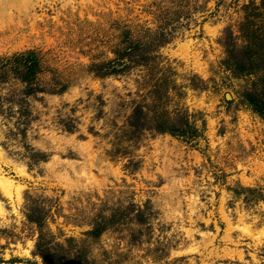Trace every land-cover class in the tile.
I'll return each instance as SVG.
<instances>
[{
  "label": "rangeland",
  "instance_id": "rangeland-1",
  "mask_svg": "<svg viewBox=\"0 0 264 264\" xmlns=\"http://www.w3.org/2000/svg\"><path fill=\"white\" fill-rule=\"evenodd\" d=\"M146 1L0 0V56L34 48L37 82L67 83L27 96L25 123L0 113V264H76L78 248L89 264H264L263 71L223 62L227 46L247 59L238 22L250 0H193L201 21L159 47L184 90L170 91L167 106L183 102L194 138L144 131L115 152L114 123L129 110L136 70L98 77L85 67L111 56L113 19L149 18ZM252 22L264 34V4ZM191 75L200 84L188 86ZM4 79L0 94L16 85ZM26 207L39 209L67 260L32 252L38 227ZM102 219L97 235L86 233Z\"/></svg>",
  "mask_w": 264,
  "mask_h": 264
},
{
  "label": "trees",
  "instance_id": "trees-1",
  "mask_svg": "<svg viewBox=\"0 0 264 264\" xmlns=\"http://www.w3.org/2000/svg\"><path fill=\"white\" fill-rule=\"evenodd\" d=\"M263 4L264 0H259L258 3L250 0L242 6L244 13L238 22V28L246 40L247 59L239 58L227 46L223 62L229 65V59L235 58L238 70L257 69L263 71L264 83V34L256 32L252 22V17L259 12L260 8H263ZM200 7V4L193 0H148L141 5L140 11L149 14V18L137 21L134 20L136 19V15H134L130 18H115L110 22L113 36L109 46L111 56L101 60H90L86 64L85 70L98 77L125 75L132 69L136 70L135 89L131 92L128 91V94L133 96L131 95L126 101L129 103V110L121 123H114L115 142L119 143V147L114 148L115 152H123L126 149L120 145L122 141H134L140 138L144 131L167 132L185 138H194L197 134L198 130L193 120H190L187 109L181 100L172 101V108L167 106L170 91L175 97L181 98L184 90L181 88L182 85L176 83L169 75L168 70L171 67L160 64L159 47L170 40L176 31L188 28L190 23L200 22L202 18L197 21L194 16V12ZM40 61H42L41 55L34 48L13 52L9 56H0V84L9 74L16 83L8 91L0 94L1 115L8 117L16 112V121L25 123L29 118L27 96L35 95L38 91L60 92L66 87L67 83L63 80L49 84L37 82L36 75L43 69ZM187 79L188 86L198 85L192 75ZM197 83L200 84V82ZM5 102L7 104L4 106ZM122 102L125 101L122 100ZM14 104L16 108L13 109ZM255 109L258 112L261 111L259 108ZM68 121L66 123L64 120L62 127L71 130L74 126L72 118ZM37 153L34 152L38 155ZM29 157L33 160L42 158V156H32L31 154ZM38 211L37 207H32L25 212L26 217L35 222L38 227L32 252L50 262H55V259L64 262L68 258L55 253L59 246L49 240L46 232L42 230V218L38 216ZM140 215L141 210L136 209L134 219L141 221L137 217ZM105 224L103 219L99 220L96 224H92L86 233L97 235ZM82 250V248L76 249V256L72 259L76 264H89L88 258L85 257ZM53 255L57 257L54 258Z\"/></svg>",
  "mask_w": 264,
  "mask_h": 264
}]
</instances>
